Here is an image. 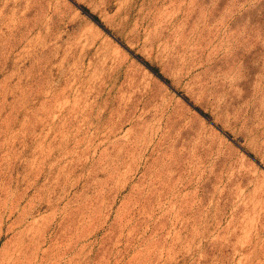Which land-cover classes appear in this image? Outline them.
<instances>
[{
	"label": "rangeland",
	"instance_id": "obj_1",
	"mask_svg": "<svg viewBox=\"0 0 264 264\" xmlns=\"http://www.w3.org/2000/svg\"><path fill=\"white\" fill-rule=\"evenodd\" d=\"M0 264H264V0H0Z\"/></svg>",
	"mask_w": 264,
	"mask_h": 264
}]
</instances>
